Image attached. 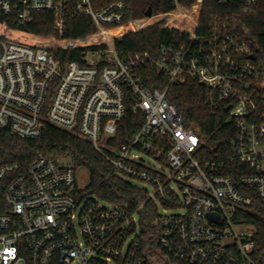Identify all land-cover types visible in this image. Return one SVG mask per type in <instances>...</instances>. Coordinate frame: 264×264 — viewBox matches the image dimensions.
Listing matches in <instances>:
<instances>
[{
    "label": "built area",
    "instance_id": "built-area-1",
    "mask_svg": "<svg viewBox=\"0 0 264 264\" xmlns=\"http://www.w3.org/2000/svg\"><path fill=\"white\" fill-rule=\"evenodd\" d=\"M94 1L0 0V128L27 138L41 136L46 124L73 132L90 140L118 174L150 185V198L165 208L164 214L158 209L159 244L172 259L264 264L256 227L241 212L257 198L264 205V115L256 102L264 66L251 57V45L220 16L203 28L206 0L189 6L175 0L173 9L153 17L185 40L162 43L156 52H123L110 28L124 23L127 1L101 7ZM257 1L245 0L244 11ZM40 11L53 14L59 36L67 33L69 12L90 16L104 45L62 63L43 47L2 36L5 17L28 24ZM150 67L169 84L196 78L209 106L226 108L235 131L227 160L204 158V139L168 98L169 85L145 84ZM129 108L145 119L116 147L112 140ZM231 162L243 165L235 169L237 180L227 172ZM77 170L48 157L27 167L0 163V264H163L161 252L143 245L139 215L122 204L102 206L79 187Z\"/></svg>",
    "mask_w": 264,
    "mask_h": 264
},
{
    "label": "trees",
    "instance_id": "trees-1",
    "mask_svg": "<svg viewBox=\"0 0 264 264\" xmlns=\"http://www.w3.org/2000/svg\"><path fill=\"white\" fill-rule=\"evenodd\" d=\"M110 1L95 0L94 4L101 7ZM126 1L128 7L124 23L110 28L112 42L119 50L156 52L162 43L179 44L185 40L177 29L166 27L164 19L153 17L173 9L175 0ZM179 1L189 6L196 0ZM244 1L233 0L229 4L219 5L215 0H206L201 25L203 28L209 27L220 16L241 33L252 47L254 61L264 66V0H258L250 12L244 11ZM147 6L153 7V18L145 15ZM2 23L4 38L43 47L62 63L79 58L86 48L104 45L98 38V29L90 16L75 15L72 11L68 14L67 33L63 36H59L54 29L53 14L47 11L36 12L34 20L28 24H19L13 16L5 17ZM147 72L148 77L144 78L146 85L161 89L169 85L168 98L182 113L185 124L196 128L204 139V158L227 160L232 153L231 140L235 131L226 108L214 111L206 100L204 86L194 77L169 84L164 73L157 68L150 67ZM256 102L260 113L264 115V88L256 92ZM144 119L143 111L134 112L129 108L118 125L113 145L120 147L125 137L134 133ZM40 157L52 158L57 162L71 158L74 167L86 168L89 172L87 190L107 202L125 205L131 212L137 213L146 227V231L141 234L143 245L150 249L154 246L155 242L149 237V232L153 220L159 215L158 204L150 198L146 188L118 174L90 140L51 124H46L43 134L36 138L17 136L7 128H0V163L19 162L27 167ZM238 167L242 168L243 165L227 163V172L234 180L241 174L235 170ZM241 212L245 221L255 225L258 247L264 251V205L257 198L252 209ZM158 257L163 264H185L172 259L164 251Z\"/></svg>",
    "mask_w": 264,
    "mask_h": 264
},
{
    "label": "rangeland",
    "instance_id": "rangeland-1",
    "mask_svg": "<svg viewBox=\"0 0 264 264\" xmlns=\"http://www.w3.org/2000/svg\"><path fill=\"white\" fill-rule=\"evenodd\" d=\"M147 8H148V6L146 7V9ZM142 18H144V17H142ZM63 163H65V164H71L72 163V160H71V158H67V159L63 160ZM158 166H159V164H158ZM77 176H78V184H79V187L87 190V185H88V182H89V172H88V170L86 168H84V167L78 168V170H77ZM129 180L133 184H135V185H138L140 187L148 188V189L152 190V187L150 185H148L147 183L143 182V181H140V180H137V179H133V178H129ZM94 196L98 199L99 203L102 206L110 207L111 205H113V203L107 202V201L99 198L97 195H94ZM164 209L165 208H164L163 205H160L159 206V212H160V214H164L165 213L164 212ZM167 212L168 213H177V212H180V210L179 209H172V208H170V209L167 210ZM152 225L153 226L151 227V231L149 232V237H151V239L156 243V244L154 243V246L152 248L153 249H157L158 248L157 250L162 253L163 251L161 249V246L159 245V237H160V233H159V217H156L153 220ZM155 227H156V231L154 230ZM157 244H158V246H157ZM165 257H167V256L165 255ZM153 258H155V255H154V252L151 251L150 252V259H153ZM70 264H83V263L73 262V263H70Z\"/></svg>",
    "mask_w": 264,
    "mask_h": 264
},
{
    "label": "water",
    "instance_id": "water-1",
    "mask_svg": "<svg viewBox=\"0 0 264 264\" xmlns=\"http://www.w3.org/2000/svg\"><path fill=\"white\" fill-rule=\"evenodd\" d=\"M145 15L147 17H151L153 15V7L152 6H149L145 12ZM251 57H254V55H251ZM207 216L210 218V219H215L218 215L214 214V213H208ZM220 222H222V220H220ZM139 224H140V228H141V232H145L146 231V227L145 225L143 224V220L141 218H139Z\"/></svg>",
    "mask_w": 264,
    "mask_h": 264
}]
</instances>
